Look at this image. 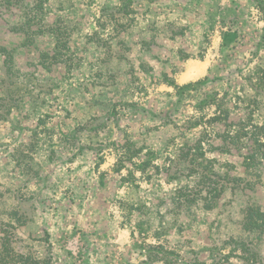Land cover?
<instances>
[{
  "label": "rangeland",
  "instance_id": "obj_1",
  "mask_svg": "<svg viewBox=\"0 0 264 264\" xmlns=\"http://www.w3.org/2000/svg\"><path fill=\"white\" fill-rule=\"evenodd\" d=\"M12 1L0 2L9 259L264 264V0L228 22L217 0ZM209 50L206 74L179 83Z\"/></svg>",
  "mask_w": 264,
  "mask_h": 264
},
{
  "label": "crops",
  "instance_id": "obj_2",
  "mask_svg": "<svg viewBox=\"0 0 264 264\" xmlns=\"http://www.w3.org/2000/svg\"><path fill=\"white\" fill-rule=\"evenodd\" d=\"M243 1L245 0H217V4L219 5L218 8H220L218 17H222V19L226 20V22L232 19L236 21L237 19H234V17L241 18L240 4ZM242 6L243 5H241V7ZM223 30H225V28H221V31ZM211 55H213V51L209 50L207 53L205 52L206 57L203 59L191 60L183 63L178 77L179 83L187 84L204 76L211 65L213 58Z\"/></svg>",
  "mask_w": 264,
  "mask_h": 264
},
{
  "label": "trees",
  "instance_id": "obj_3",
  "mask_svg": "<svg viewBox=\"0 0 264 264\" xmlns=\"http://www.w3.org/2000/svg\"><path fill=\"white\" fill-rule=\"evenodd\" d=\"M255 1H258V0H255ZM0 2H2V4H4L5 6L6 5L9 6L10 4H12L13 1L12 0H0ZM0 53H2V55L5 57L4 65L7 67V70H9L11 60H10L8 53L3 48H0ZM198 191H200V190H198ZM10 254H11V250H10L9 246L8 245L3 246L0 249V264H15V262H14L15 259H13V260L9 259V257H11ZM12 257H14V256H12ZM23 264H40V263L35 262V261H33V262L24 261Z\"/></svg>",
  "mask_w": 264,
  "mask_h": 264
}]
</instances>
